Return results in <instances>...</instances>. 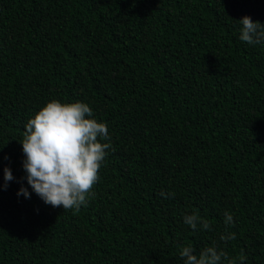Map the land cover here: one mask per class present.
I'll list each match as a JSON object with an SVG mask.
<instances>
[{
    "label": "trees",
    "instance_id": "trees-1",
    "mask_svg": "<svg viewBox=\"0 0 264 264\" xmlns=\"http://www.w3.org/2000/svg\"><path fill=\"white\" fill-rule=\"evenodd\" d=\"M244 16L264 23V0H0V264H184L214 244L264 264V43L239 39ZM51 100L108 126L79 211L26 180L25 125Z\"/></svg>",
    "mask_w": 264,
    "mask_h": 264
},
{
    "label": "clouds",
    "instance_id": "clouds-1",
    "mask_svg": "<svg viewBox=\"0 0 264 264\" xmlns=\"http://www.w3.org/2000/svg\"><path fill=\"white\" fill-rule=\"evenodd\" d=\"M239 39L249 45L264 43V23L253 21L250 16L238 20ZM24 139L20 142L24 154L23 168L32 190L53 207L79 211L86 205L93 186L99 180V172L107 155L110 143L108 126L93 118V111L82 102L61 103L51 100L46 103L25 125ZM4 188L14 179L9 167H4ZM17 195L30 198V193L21 187ZM164 195V193H161ZM169 195H174L170 193ZM185 224L193 230L211 231V222L202 219L198 212L184 216ZM225 227L234 226L233 217L225 213ZM235 239V233L221 235V241ZM184 264H237L246 256L230 258L215 244L204 248L198 255L191 246L180 250Z\"/></svg>",
    "mask_w": 264,
    "mask_h": 264
}]
</instances>
